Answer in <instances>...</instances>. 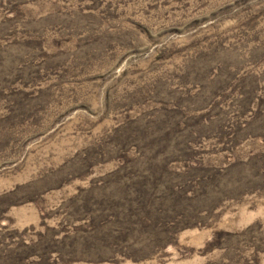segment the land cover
Wrapping results in <instances>:
<instances>
[{"label": "rangeland", "instance_id": "rangeland-1", "mask_svg": "<svg viewBox=\"0 0 264 264\" xmlns=\"http://www.w3.org/2000/svg\"><path fill=\"white\" fill-rule=\"evenodd\" d=\"M0 264H264V0H0Z\"/></svg>", "mask_w": 264, "mask_h": 264}, {"label": "trees", "instance_id": "trees-1", "mask_svg": "<svg viewBox=\"0 0 264 264\" xmlns=\"http://www.w3.org/2000/svg\"><path fill=\"white\" fill-rule=\"evenodd\" d=\"M247 112V111H246ZM197 134V133H196ZM199 134V133H198ZM199 136V135H198ZM202 137H200L199 136V138H197V139H201ZM146 150H148V148L146 149ZM158 156V155H157ZM184 156H186L187 157V154L186 155H184ZM186 157H184V158H186ZM157 158L158 157H156V160H157ZM155 160V161H156ZM156 166V165H155ZM153 168V167H152ZM150 169V170H152L151 172L153 173L154 172V174H156V172L157 171H154V169ZM158 181V180H157ZM156 188H157V185H156ZM184 194H185V192H184ZM156 200V199H155ZM157 202V201H156ZM139 208H141V210H140V212H142V213H146L147 214V218H146V216L145 217H143V218H141V220H139V222H142L143 224H150V223H153V222H156V223H153V226L154 227H158V226H161L162 224H167V225H171V223L169 222V221H167L168 219H158L157 218V216H160V215H162L163 213H164V210H162L161 208H157V205L154 203V205L152 204V203H150V204H147V201L146 202H144V203H141L140 205H139ZM147 208H151V209H153L154 211H156V212H154V211H152L151 213H148L147 211H146V209ZM143 219V220H142ZM172 222V221H171ZM142 223H136V224H138V225H141L142 226Z\"/></svg>", "mask_w": 264, "mask_h": 264}]
</instances>
